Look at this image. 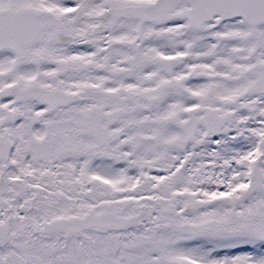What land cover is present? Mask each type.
Returning <instances> with one entry per match:
<instances>
[{"label": "snow or ice", "instance_id": "obj_1", "mask_svg": "<svg viewBox=\"0 0 264 264\" xmlns=\"http://www.w3.org/2000/svg\"><path fill=\"white\" fill-rule=\"evenodd\" d=\"M0 264H264V0H0Z\"/></svg>", "mask_w": 264, "mask_h": 264}]
</instances>
